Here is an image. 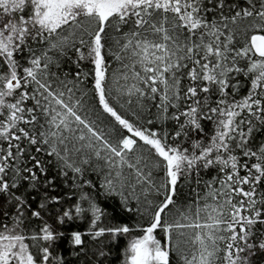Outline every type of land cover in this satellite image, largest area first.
I'll return each mask as SVG.
<instances>
[{
  "label": "snow or ice",
  "instance_id": "obj_1",
  "mask_svg": "<svg viewBox=\"0 0 264 264\" xmlns=\"http://www.w3.org/2000/svg\"><path fill=\"white\" fill-rule=\"evenodd\" d=\"M125 236L122 264H264V0H0V264Z\"/></svg>",
  "mask_w": 264,
  "mask_h": 264
},
{
  "label": "trees",
  "instance_id": "obj_2",
  "mask_svg": "<svg viewBox=\"0 0 264 264\" xmlns=\"http://www.w3.org/2000/svg\"><path fill=\"white\" fill-rule=\"evenodd\" d=\"M117 200H119V197L116 199L112 198H105L103 194H101L99 198V203L102 208H105L106 211L109 214L114 215L115 219L113 220V223H130V224H136V220H129L127 214L123 213L117 203ZM141 224H143V221H140ZM132 235H136V233H133ZM129 237H121L119 238L113 246V250L109 256V260L112 262V264H122V261L120 259H117V257H120L123 253V249L126 246V242Z\"/></svg>",
  "mask_w": 264,
  "mask_h": 264
}]
</instances>
